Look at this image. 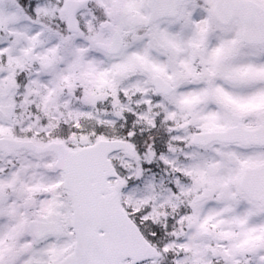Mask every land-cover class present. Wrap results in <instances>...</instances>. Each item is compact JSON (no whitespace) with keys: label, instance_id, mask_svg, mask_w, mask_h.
Listing matches in <instances>:
<instances>
[{"label":"snow or ice","instance_id":"snow-or-ice-1","mask_svg":"<svg viewBox=\"0 0 264 264\" xmlns=\"http://www.w3.org/2000/svg\"><path fill=\"white\" fill-rule=\"evenodd\" d=\"M0 264H264V0H0Z\"/></svg>","mask_w":264,"mask_h":264}]
</instances>
